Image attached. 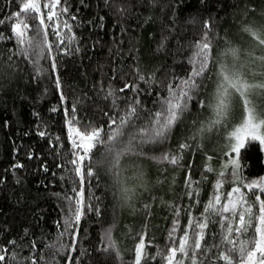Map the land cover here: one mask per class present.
<instances>
[{"label": "trees", "instance_id": "obj_1", "mask_svg": "<svg viewBox=\"0 0 264 264\" xmlns=\"http://www.w3.org/2000/svg\"><path fill=\"white\" fill-rule=\"evenodd\" d=\"M23 2L0 0V264H135L141 237V264H164L182 237L193 244L199 223L207 224L201 249L194 256L191 247L187 254L177 251L175 261L226 264L220 258L226 254L237 264L239 253L224 239H237L227 230L237 217L205 213V207L219 195L221 208L234 187L255 201L237 177L264 178V151L256 142L228 166L235 154L228 133L243 106L238 102L210 127L215 113L208 105L215 104L220 63L236 64L248 43L262 45L256 33L264 25V0H60L51 10L43 8L50 0H39V18L34 12L17 17ZM49 11L57 13L51 21ZM21 21L29 25L23 45L12 31L17 23L24 30ZM45 34L50 52L43 48ZM205 34L213 59L180 120L165 137L133 142L135 151L127 152L131 136L155 127L154 114L181 91ZM231 48L238 50L235 61L223 56ZM130 106L135 116L121 128L119 118ZM93 129L104 142L81 163L73 134ZM114 130L123 135L109 143ZM120 152V179L139 193L131 203L113 175ZM165 154L178 163L163 160ZM254 235L249 228L235 247Z\"/></svg>", "mask_w": 264, "mask_h": 264}, {"label": "snow or ice", "instance_id": "obj_2", "mask_svg": "<svg viewBox=\"0 0 264 264\" xmlns=\"http://www.w3.org/2000/svg\"><path fill=\"white\" fill-rule=\"evenodd\" d=\"M60 4V0H50V3L43 4V8L45 9H56ZM40 9L41 5L39 0H27V2L22 3V7L19 12L16 14L19 17L21 14H27L28 12H34L36 16L40 17ZM66 11V9H64ZM57 15L55 11H49L47 15V20L51 21ZM41 27L44 26L45 20L40 18L39 20ZM23 23L24 30H21L20 23L14 24L12 27V31L16 34L21 45L25 42L26 30L29 29V25L27 23ZM204 27L209 28V24L205 23ZM245 31L251 32V28H245ZM256 36L259 38V42L264 44V36H261L260 33H256ZM29 46L32 45V40L28 41ZM37 47H41V45L37 42ZM43 48H48L49 52L51 48L48 46L46 34L43 42ZM41 48V52L43 51ZM196 52V60L193 61L194 67L193 71L183 82V87L179 93L175 94V99H168L166 101V108L160 112H156L153 117V122L155 127L150 129H141L139 133H136L131 136L129 141V146L126 149L127 152H134L135 149L132 146L133 142L137 143H145L152 142L158 140L159 138H163L166 134L174 127L177 121L180 120L182 113L187 108V101L192 99V93L197 87H199L198 79L202 77L209 68L210 61H212V44L207 38V34L203 41L197 43ZM225 60L228 57H231L233 61L238 58V50L235 48H231L225 50L223 53ZM257 59L264 61V56L257 57ZM220 80L221 83L218 85L217 93L215 96V104L208 105L213 108L215 113V118L210 121V127L215 126L222 122V120L227 118L229 113V99L231 93L228 91L232 89L235 93H237L243 103V111L240 118V122L236 125L229 133L228 139L230 141H235V143L231 144V148L234 152H239L242 148L250 147V145L258 142L259 145L264 146V110L257 109V107L253 104V102L249 99V94L253 89H259L264 91V80H261L258 83H249L245 80L242 74L239 72L238 67L235 63L228 65L226 63H220ZM125 87H128L127 85ZM124 89H121L123 91ZM170 86V91H171ZM184 102L181 103L180 101ZM137 103H139L137 101ZM201 107H204L205 104L203 101L199 102ZM136 109L135 107L130 106L129 111L125 114V116L119 118L120 127H124L128 125L132 118L135 116ZM112 124H116V120L112 121ZM112 124L109 127H112ZM203 131V129H201ZM80 139L83 141L82 144L79 145L80 148L83 149V154L78 155L77 159L79 162H83L86 157H89L92 149L96 146L97 143L104 142L101 138V130L93 129L90 132H86L81 134L80 132L76 133ZM117 135H123L121 131L114 130L112 135L107 137V142H112L116 139ZM147 137V140L145 139ZM247 142V143H246ZM188 147L187 144L182 143L180 145L181 149ZM109 151H112L109 149ZM262 151H264V147H262ZM124 152L117 153L114 164H113V175L116 178V183L121 184V188L119 191L125 195L129 196L132 193V188L124 186L127 181H121L120 179V170L116 168V165L119 164L120 156L124 155ZM139 155V153H137ZM163 160L168 161L172 164L178 163L177 156H169L165 154L162 157ZM73 164H77V161L74 160ZM135 161L132 162L135 165ZM206 171H211V169H206ZM77 175H81V168L77 166L76 168ZM94 173L91 169L88 170L87 175L92 176ZM224 173L221 172L222 176ZM238 182L243 184V187L247 188L249 192L255 195V201H249L246 197V194L241 191L240 187H234L230 192L227 193V202H225L221 208H217L216 206L220 204V196L216 195L213 201H210L208 205L205 207V213L210 212H231V214L237 217V224L235 228L231 224L227 225V230L229 235L235 232L237 235V239L230 240L229 236H225V242L231 243L234 245L233 249L230 251H235L239 253V261L237 264H264V199H261V194L264 193V178L259 180H253L251 182H246L241 177H237ZM218 181V186H219ZM82 195V194H78ZM80 204H82V200L77 201V208L74 211L75 220L78 222L81 216ZM258 206V211L254 212V207ZM98 211V210H97ZM198 227L200 232L197 233V239L193 242L192 245L188 243V237L185 235L179 241V247L170 248L168 255L166 256L168 264H174L176 260L177 251L181 254H187V249L189 247L193 248V256L195 255V250L201 249V240L203 239V230L207 227L206 223H199ZM249 228L254 229L255 235L251 239H246L243 241H239V247H235L237 241L239 240V236L243 235L248 231ZM251 245V247H248ZM144 240L141 237L140 242L137 244L135 249V264H141V260L144 256ZM222 260L226 262V264H232V257L222 254L220 257ZM5 257L0 255V261H4ZM195 264V261H193Z\"/></svg>", "mask_w": 264, "mask_h": 264}, {"label": "rangeland", "instance_id": "obj_3", "mask_svg": "<svg viewBox=\"0 0 264 264\" xmlns=\"http://www.w3.org/2000/svg\"><path fill=\"white\" fill-rule=\"evenodd\" d=\"M261 36H264V25L259 27V32ZM245 55L240 60H236V65L238 67L239 72L242 74L243 78L247 80L249 83H258L257 80H264V61H261L257 59V57L264 56V44L261 46L248 43L247 47L245 48ZM219 84L221 83V80H219ZM231 93L230 99H229V109L232 107H235L237 103L239 102L242 106L243 103L237 93H235L232 89L228 90ZM249 99L253 102V104L257 107V109L264 110V91L259 89H253L252 92L249 94ZM73 135H76L74 137L75 141L74 143L78 146L83 143V141L80 139V137L74 133ZM73 138V136H72ZM80 141V142H79ZM234 141V140H233ZM235 143V141H234ZM264 147V146H262ZM81 155L83 154V149L80 148L79 152ZM236 153L233 157L229 158L227 160V165L232 167L236 165L237 158ZM210 165V163H208ZM212 166V165H210ZM139 177L136 178L135 181H138ZM138 186V185H136ZM130 187V186H129ZM132 193L129 196L124 195V200L126 203H131L138 195V191L136 187L133 185L132 187ZM181 261H175L174 264H182ZM164 264H168L167 259Z\"/></svg>", "mask_w": 264, "mask_h": 264}]
</instances>
